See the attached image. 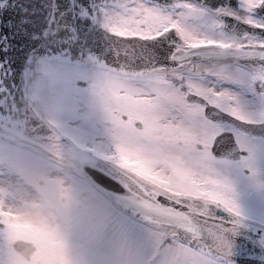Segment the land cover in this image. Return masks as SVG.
<instances>
[{
	"label": "snow or ice",
	"instance_id": "6c2138e0",
	"mask_svg": "<svg viewBox=\"0 0 264 264\" xmlns=\"http://www.w3.org/2000/svg\"><path fill=\"white\" fill-rule=\"evenodd\" d=\"M6 122L63 151L74 184L0 207V264H22V236L32 264H90L70 254L81 186L157 250L145 264H233L241 226L264 249V0H0Z\"/></svg>",
	"mask_w": 264,
	"mask_h": 264
},
{
	"label": "rangeland",
	"instance_id": "374dc122",
	"mask_svg": "<svg viewBox=\"0 0 264 264\" xmlns=\"http://www.w3.org/2000/svg\"><path fill=\"white\" fill-rule=\"evenodd\" d=\"M0 166L6 168V170H10L12 173V175L10 174L8 176L7 181L0 178V207L5 209L34 210V206H42L44 204L45 189L63 202L65 197L62 194L69 191V186L74 184L69 174L64 175L65 173L61 172V170L59 171L58 168L52 166L51 163L47 162L44 158L19 146H14L8 142L4 143L1 139ZM13 175H16V177ZM79 195H84L86 198H91L92 200L96 199L95 196L91 197L90 190L86 186H81L79 188L73 187L71 189V196L74 197L69 201V206L66 209L67 213L69 212V216L72 215L70 209H73V212L77 213L88 211V215L91 218L101 214V210L98 207H95V205L92 206L91 203L89 205L84 200L82 202V199L77 197ZM73 224L74 228L71 246L84 247H71L70 254H79V251L84 248H94L103 245V243L99 241L101 236V230H98L99 227L95 229L88 227L85 219H75L73 220ZM118 245L121 246L122 251L119 257L122 258V261H129L128 264H139V258L148 252L140 249V246L133 241H129L124 248L123 244L118 243L117 247ZM0 246L6 249L8 245L7 242H0ZM115 254L116 252L114 255ZM102 262L103 261L99 263L103 264ZM99 263L96 262L94 264ZM104 263L113 264L114 262L109 259ZM121 263L122 262H115V264Z\"/></svg>",
	"mask_w": 264,
	"mask_h": 264
},
{
	"label": "water",
	"instance_id": "95a60500",
	"mask_svg": "<svg viewBox=\"0 0 264 264\" xmlns=\"http://www.w3.org/2000/svg\"><path fill=\"white\" fill-rule=\"evenodd\" d=\"M0 135L4 138L19 143L40 152L47 158H52L58 163L70 169L69 162L63 151H57L54 148H48L45 145L47 141L37 138V133L32 130L31 125L22 122H6L0 125ZM71 170V169H70ZM106 186L114 187L112 182L103 176L97 177ZM232 252L230 259L233 264H264V259L258 257L264 255V249L257 246L250 228L241 226L235 235H231Z\"/></svg>",
	"mask_w": 264,
	"mask_h": 264
},
{
	"label": "flooded vegetation",
	"instance_id": "af4514ba",
	"mask_svg": "<svg viewBox=\"0 0 264 264\" xmlns=\"http://www.w3.org/2000/svg\"><path fill=\"white\" fill-rule=\"evenodd\" d=\"M23 263L22 264H32V256L29 259H22Z\"/></svg>",
	"mask_w": 264,
	"mask_h": 264
},
{
	"label": "bare ground",
	"instance_id": "6f19581e",
	"mask_svg": "<svg viewBox=\"0 0 264 264\" xmlns=\"http://www.w3.org/2000/svg\"><path fill=\"white\" fill-rule=\"evenodd\" d=\"M33 191V190H32ZM34 192V191H33Z\"/></svg>",
	"mask_w": 264,
	"mask_h": 264
}]
</instances>
